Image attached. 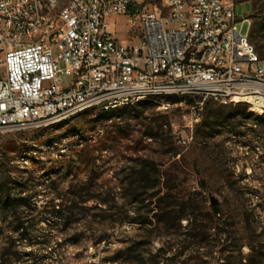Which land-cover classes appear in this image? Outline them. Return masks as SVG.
Wrapping results in <instances>:
<instances>
[{"label":"rangeland","instance_id":"374dc122","mask_svg":"<svg viewBox=\"0 0 264 264\" xmlns=\"http://www.w3.org/2000/svg\"><path fill=\"white\" fill-rule=\"evenodd\" d=\"M235 2L239 28L256 30L251 40L264 59V0ZM117 19L129 39L126 16ZM180 98L0 128V181L27 197L0 205V264H152L153 255L183 250L164 262L264 264V115L216 102L220 117L206 127L204 111L195 122L189 107L158 108L192 103ZM143 166L147 180L132 194L127 184ZM211 195L226 235L208 229Z\"/></svg>","mask_w":264,"mask_h":264},{"label":"built area","instance_id":"2783aa9c","mask_svg":"<svg viewBox=\"0 0 264 264\" xmlns=\"http://www.w3.org/2000/svg\"><path fill=\"white\" fill-rule=\"evenodd\" d=\"M236 9L235 0H0V128L167 84L192 103L158 108L189 107L195 122L210 100L264 106V59ZM120 16L129 39L112 20Z\"/></svg>","mask_w":264,"mask_h":264},{"label":"trees","instance_id":"16d2710c","mask_svg":"<svg viewBox=\"0 0 264 264\" xmlns=\"http://www.w3.org/2000/svg\"><path fill=\"white\" fill-rule=\"evenodd\" d=\"M260 19H261V33L264 35V8L262 9H258V14H257ZM252 34V35H251ZM249 35H250V38L252 36L253 39H255V35H256V30H254V28L252 29V32H251V26H250V31H249ZM252 41V40H251ZM257 49V48H256ZM258 51V50H257ZM259 53V52H258ZM260 55V53H259ZM261 57V55H260ZM262 58V57H261ZM170 100L173 102V103H176L179 101L178 98H170ZM183 99H181L182 101ZM220 107H223V105H219L215 102V101H208L206 106H205V109H204V117H203V126L205 125L206 127L210 126V124H212V122H214V120L216 118H219V110H220ZM230 107L232 108L233 105L231 104ZM104 113H108V112H104ZM111 113V112H109ZM259 119H263L264 120V117H261ZM156 135L158 137H163L166 135L164 129H163V124H160L158 125V127H156ZM139 175L137 178H134L133 180H130L127 184V187L129 188V191L132 193V194H136L137 191L140 189L138 183L140 182H145L147 180V176L149 174V171L147 170L146 166H143L141 168V170L138 172ZM10 184V181L9 179H1L0 181V185H1V189H0V205H2L3 208H10V207H14L16 208L17 205H18V201L19 200H22V201H25L27 199V197H20L19 196H14L12 193H11V188H9ZM136 197V196H135ZM134 200H137L135 198H133ZM211 209H212V212H213V217L211 218V224L210 226H208V229H211L213 228L216 232V234L218 236H221V234H225V231L224 229L221 228V225H219V223H217V221L214 219V217H217L220 215V212H221V209L219 207V205H212L211 206ZM21 225H24V221L21 223ZM229 238H231V232L228 231L227 232V236H226V239H224L225 242H227V240H229ZM221 240V238L219 239ZM132 252V250L130 248L127 249L126 251V254H128L127 256L130 255V253ZM184 250L179 253H174L170 258L169 257H165V258H159V255H153L151 258L152 260V264H169L168 262L165 263L164 261H168V260H171V259H174V257H179L183 254ZM163 259V260H162ZM133 264V263H131Z\"/></svg>","mask_w":264,"mask_h":264},{"label":"bare ground","instance_id":"6f19581e","mask_svg":"<svg viewBox=\"0 0 264 264\" xmlns=\"http://www.w3.org/2000/svg\"><path fill=\"white\" fill-rule=\"evenodd\" d=\"M65 2L66 0H57V4H65ZM52 22H54V13H44L43 23H52ZM65 71H72V64H65ZM168 96L181 97L183 99L181 102L187 99L192 101V96L186 95V92L174 91V84L158 85L157 87L149 88L148 91H144L142 92V94L136 97L123 99V100H112L110 102V105L108 106H106V101H88V103L83 105V107H80V105H73V108L71 109L69 114H66L64 116H57L52 121H61V120L70 119L87 109L99 108L100 110L109 113L125 107L136 105L144 100H150L154 98L168 97ZM221 104H229V103H221ZM235 104H246L248 105V107L254 109L256 112H259L264 115V106L257 108L256 106L252 105L249 102H239Z\"/></svg>","mask_w":264,"mask_h":264},{"label":"water","instance_id":"95a60500","mask_svg":"<svg viewBox=\"0 0 264 264\" xmlns=\"http://www.w3.org/2000/svg\"><path fill=\"white\" fill-rule=\"evenodd\" d=\"M210 199H211V204L212 205H216L219 202L218 199H217V197H215L213 195L210 196Z\"/></svg>","mask_w":264,"mask_h":264},{"label":"crops","instance_id":"0c3cea01","mask_svg":"<svg viewBox=\"0 0 264 264\" xmlns=\"http://www.w3.org/2000/svg\"><path fill=\"white\" fill-rule=\"evenodd\" d=\"M118 17H116V18H114V19H112L113 21H116L117 22V19ZM238 19H239V17H238ZM244 19H247V18H244ZM240 20V19H239ZM248 21H249V19H247ZM250 22V21H249Z\"/></svg>","mask_w":264,"mask_h":264}]
</instances>
